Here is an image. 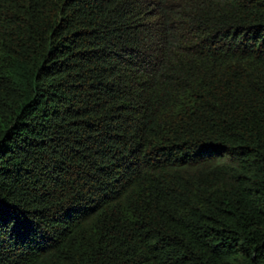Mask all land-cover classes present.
<instances>
[{
  "label": "trees",
  "instance_id": "1",
  "mask_svg": "<svg viewBox=\"0 0 264 264\" xmlns=\"http://www.w3.org/2000/svg\"><path fill=\"white\" fill-rule=\"evenodd\" d=\"M0 264H264V0H0Z\"/></svg>",
  "mask_w": 264,
  "mask_h": 264
}]
</instances>
